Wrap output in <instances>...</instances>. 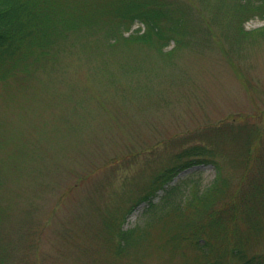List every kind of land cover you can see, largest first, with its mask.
Segmentation results:
<instances>
[{
	"label": "rangeland",
	"instance_id": "rangeland-1",
	"mask_svg": "<svg viewBox=\"0 0 264 264\" xmlns=\"http://www.w3.org/2000/svg\"><path fill=\"white\" fill-rule=\"evenodd\" d=\"M130 5L166 13L164 36L143 41L145 23L123 26L114 11ZM45 7L63 19L57 52L28 48L0 81V264H207L225 259V242L264 253V199L250 195L264 178V144L242 149L248 124L264 130V0ZM206 131L227 179L218 208L229 211L207 256L164 246L147 201L134 207L145 195L161 200L172 166L177 196L214 181L213 162L184 168L186 156L175 157ZM120 227L138 228V239L117 253Z\"/></svg>",
	"mask_w": 264,
	"mask_h": 264
},
{
	"label": "trees",
	"instance_id": "trees-1",
	"mask_svg": "<svg viewBox=\"0 0 264 264\" xmlns=\"http://www.w3.org/2000/svg\"><path fill=\"white\" fill-rule=\"evenodd\" d=\"M45 1L47 0H0V81L5 80L12 73L16 62L28 48L33 49L37 45L42 47V51L45 53H49L52 48L53 54L57 52V33L54 25L61 23L63 19L58 20L50 10L51 6L45 7ZM114 12V16L119 18L123 26L127 24L128 28L137 21L145 23L148 30L138 35V38L143 41L151 40L153 35L160 38L164 36L161 26L166 13L158 8L149 9L144 5H140V7L130 5L117 8ZM74 27L71 26L73 32L75 31ZM46 49L48 50L45 51ZM247 126L249 128L246 130L248 143L242 145L243 151H251L252 144H256L253 139H259L264 144V139L261 138L264 135V130L257 129L256 126L250 124ZM215 134L212 131L195 134L199 141L194 144L186 142L183 151L180 150L182 152L175 156L179 159L186 156V159L181 163L184 168L213 162L217 174L209 186L199 188L194 185L189 188L190 192L185 191L181 196H177L180 185L172 186L169 183L180 171L173 169L174 166H172L165 170L160 178L162 182L159 187L164 190L161 200L155 202L151 196L145 195L134 205L135 207L138 203L147 201L145 214L149 217L146 223L149 226L157 222L162 223V232L167 234V238L163 239H167L169 242L163 240L164 246L170 247L185 243L195 246L196 250L207 256L206 253L215 250L213 247L215 244H212V241L217 238L216 236L223 234L221 225L229 211L218 208V202L222 190L226 189L224 185L227 183V179L223 178L220 165L216 159H213V146L210 147L211 143L204 140L207 139L206 135L214 138ZM244 140L246 139L244 138ZM243 162L248 161L243 159ZM251 182L250 195L256 196L255 202L262 203L264 178L259 176ZM137 229L119 228V241L115 248L117 253L128 251L131 248L138 239L136 237ZM225 244L228 248L225 259L219 255L207 264H264V253L250 254V250L244 249L240 242L231 246L227 242ZM220 246L226 247L225 245Z\"/></svg>",
	"mask_w": 264,
	"mask_h": 264
}]
</instances>
